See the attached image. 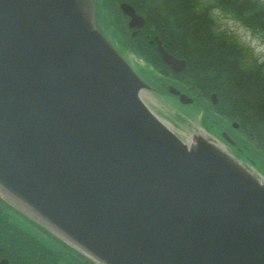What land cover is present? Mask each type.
Segmentation results:
<instances>
[{"label":"water","instance_id":"water-1","mask_svg":"<svg viewBox=\"0 0 264 264\" xmlns=\"http://www.w3.org/2000/svg\"><path fill=\"white\" fill-rule=\"evenodd\" d=\"M102 23L98 0H0V195L101 264H264V181L168 126Z\"/></svg>","mask_w":264,"mask_h":264},{"label":"trees","instance_id":"trees-1","mask_svg":"<svg viewBox=\"0 0 264 264\" xmlns=\"http://www.w3.org/2000/svg\"><path fill=\"white\" fill-rule=\"evenodd\" d=\"M127 1L146 16L143 29L132 36V49L144 54L164 74H170L156 44H150L145 36L158 35L168 51L188 61L175 76L199 85L207 95L211 90L218 91V111L240 120L264 149V69L262 64L247 65L245 51L235 44L238 41L232 33L215 29L212 14L219 9L251 30L264 33V0ZM107 15L110 25L118 29L110 11ZM6 224L0 215V227Z\"/></svg>","mask_w":264,"mask_h":264},{"label":"rangeland","instance_id":"rangeland-1","mask_svg":"<svg viewBox=\"0 0 264 264\" xmlns=\"http://www.w3.org/2000/svg\"><path fill=\"white\" fill-rule=\"evenodd\" d=\"M103 1V0H102ZM106 2V10L109 13L111 12L110 16L117 25L118 31L123 34L125 39H129V35H131V31L127 29V21L124 18V15L121 13L118 3L116 0H104ZM213 16L216 19V30L224 32L227 31L232 33V35L239 41L244 47L246 59L244 60L247 62L248 66H254L261 64L260 62H264V33L257 32L254 33L250 30V28L246 27L236 19L230 17L228 14L222 13L219 9H214ZM108 16V15H107ZM119 35V34H118ZM147 60V58H144ZM132 62L136 65H145L144 60L138 57L136 54L132 53ZM149 62V61H148ZM151 66L148 69H145V74L153 79L156 84H164L167 85L170 82L175 84L173 81L169 80L165 76L158 74L156 67L149 62ZM262 69H264V65L262 64ZM254 68V67H253ZM180 86L183 87L181 82L178 81ZM176 82V84H178ZM175 84V85H176ZM178 86V85H177ZM185 87V86H184ZM193 91H189L188 93L192 96H195L197 99L194 100L192 106H188L183 108L180 104L178 99L171 95H163L160 92L154 91H144L143 97L146 102L152 107V109L172 128L178 131H183V128H190V129H198L201 130L204 126L203 124V114L201 108L204 107L205 114L210 115L211 103L209 99H203L201 96L197 97V94H203L200 89H192ZM209 98V97H208ZM184 111L188 114L190 118H184V116L178 111ZM179 115H182L184 119L180 120ZM218 121V120H215ZM237 121V120H236ZM238 134V133H237ZM258 151L252 149L247 151L244 155H248L250 160L256 161V168L262 170V166L264 164V157H259L256 153ZM247 161V160H246ZM247 165V162H245ZM252 163L247 165L248 167L255 170L256 168L251 166ZM257 170V169H256ZM13 219V218H12ZM14 220V219H13ZM25 226V223H20ZM27 226V225H26Z\"/></svg>","mask_w":264,"mask_h":264},{"label":"flooded vegetation","instance_id":"flooded-vegetation-1","mask_svg":"<svg viewBox=\"0 0 264 264\" xmlns=\"http://www.w3.org/2000/svg\"><path fill=\"white\" fill-rule=\"evenodd\" d=\"M227 45L232 50L231 43ZM233 130L232 127L228 128L229 133L235 136ZM228 146L236 151L241 150L230 143ZM12 213L16 222L11 221L13 225L0 227V264H95L73 248L57 242L45 228L34 224L20 213Z\"/></svg>","mask_w":264,"mask_h":264}]
</instances>
